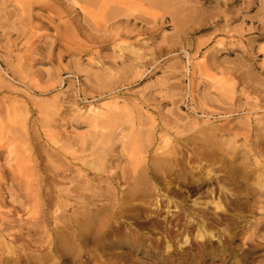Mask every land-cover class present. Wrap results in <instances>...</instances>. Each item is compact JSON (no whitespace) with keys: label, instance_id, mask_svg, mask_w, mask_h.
<instances>
[{"label":"rangeland","instance_id":"374dc122","mask_svg":"<svg viewBox=\"0 0 264 264\" xmlns=\"http://www.w3.org/2000/svg\"><path fill=\"white\" fill-rule=\"evenodd\" d=\"M205 149L232 165L196 164ZM171 153L187 176L203 166L240 182L225 185L238 196L226 213L208 207L213 239L185 234L175 213L164 228L152 210L139 216L149 226L137 251L80 248L86 199L116 209ZM262 171L264 0H0V264H264ZM189 186L173 181L178 201L211 202L215 184ZM249 188L260 200L251 213Z\"/></svg>","mask_w":264,"mask_h":264},{"label":"bare ground","instance_id":"6f19581e","mask_svg":"<svg viewBox=\"0 0 264 264\" xmlns=\"http://www.w3.org/2000/svg\"><path fill=\"white\" fill-rule=\"evenodd\" d=\"M120 1V0H119ZM127 1V0H126ZM147 1V0H146ZM150 1V0H149ZM153 1V0H151ZM139 2V1H138ZM185 2V1H184ZM85 3V2H84ZM107 3V2H105ZM142 3V2H141ZM149 3V2H148ZM182 3V2H181ZM112 4V3H111ZM129 5V4H128ZM142 5V4H141ZM180 5V3H179ZM85 6V5H84ZM126 6V5H125ZM109 7V5H108ZM111 7V6H110ZM182 7V6H181ZM102 8V7H101ZM107 8V7H106ZM178 8V7H177ZM175 9V11L177 10ZM180 8V7H179ZM178 8V9H179ZM79 9V8H78ZM105 9V8H104ZM137 9V8H136ZM141 9V8H140ZM91 10V9H89ZM93 10V9H92ZM123 10V9H122ZM134 10V9H133ZM142 10V9H141ZM183 10V9H182ZM120 11V10H119ZM130 11V10H129ZM137 11V10H136ZM145 11V10H144ZM89 12V11H88ZM87 12V14H89ZM133 12V11H132ZM181 12V10H180ZM98 13V12H97ZM107 13V12H106ZM136 13V12H134ZM175 13V12H174ZM100 14V13H99ZM132 14V13H131ZM91 15V14H90ZM120 15V14H119ZM176 15V14H175ZM181 15V14H180ZM94 16V15H93ZM96 16V15H95ZM184 16V15H183ZM147 17V16H146ZM178 17V16H177ZM92 18V17H91ZM124 18V17H123ZM181 18V17H180ZM191 18V17H189ZM95 19V18H94ZM115 19V18H114ZM118 20V19H117ZM131 20V19H130ZM182 20V19H181ZM100 21V20H99ZM98 21V22H99ZM128 21V20H127ZM184 21V20H183ZM94 22V21H93ZM115 22V21H114ZM113 22V23H114ZM181 22V21H179ZM97 23V22H96ZM123 23V22H122ZM178 23V22H177ZM116 24V23H115ZM119 25V24H118ZM96 26V25H95ZM109 26V25H108ZM133 26V25H132ZM181 26V25H180ZM115 27V26H114ZM134 27V26H133ZM132 27V28H133ZM123 29V28H122ZM125 29V28H124ZM15 30V29H14ZM114 30V29H113ZM118 30V29H117ZM128 30V29H127ZM185 30V29H184ZM17 31V30H16ZM106 32V31H105ZM125 32V31H124ZM107 33V32H106ZM113 33V31L111 32ZM109 35V33H108ZM113 35V34H112ZM111 35V37H112ZM119 35V34H118ZM107 37V35H106ZM262 37V36H261ZM109 38V37H108ZM115 38V37H114ZM113 39V38H112ZM103 42V41H102ZM113 42V41H112ZM188 43V42H187ZM105 44V43H104ZM126 45V44H125ZM208 52V51H207ZM137 54V53H135ZM6 59V57H5ZM4 59V60H5ZM143 59V58H142ZM151 59V58H150ZM144 60V59H143ZM77 61V60H76ZM140 63V62H139ZM135 64V63H134ZM140 66H143L138 64ZM75 66V65H74ZM122 70V69H121ZM129 70V69H128ZM10 71V70H9ZM137 72V71H136ZM138 73V72H137ZM188 74V73H187ZM110 75V74H109ZM112 77V76H111ZM189 80V79H188ZM3 82V81H2ZM10 82V81H9ZM4 84V83H3ZM219 85V84H218ZM229 85V84H228ZM7 86V85H5ZM9 87V86H8ZM14 90V89H13ZM16 92V91H15ZM13 94V93H12ZM28 96V95H27ZM26 96V97H27ZM34 103V102H33ZM55 103V102H54ZM132 104V103H131ZM24 107V106H23ZM22 107V108H23ZM32 107V106H31ZM26 108V107H24ZM60 109V108H59ZM17 113V110H15ZM41 112V111H40ZM28 113V112H27ZM14 113L12 114V116ZM26 115V114H24ZM98 114H95V116ZM29 116V115H26ZM42 116V115H41ZM101 116V115H100ZM23 117V116H22ZM24 118V117H23ZM28 117H26L27 119ZM4 120V119H3ZM26 122V120H25ZM26 124V123H25ZM43 124V123H42ZM27 125V124H26ZM25 125V126H26ZM45 125V124H44ZM26 129V128H25ZM206 131V130H205ZM209 133V132H208ZM217 134V133H216ZM102 136V135H101ZM198 136V135H197ZM196 137V136H195ZM200 137V136H199ZM28 139V138H27ZM99 139V138H98ZM117 141V140H116ZM216 142V141H214ZM191 143V142H190ZM211 143V142H210ZM195 144V142H193ZM94 145H96L94 143ZM192 145V143H191ZM196 145V144H195ZM219 144L215 145L217 149ZM194 146V145H193ZM211 146L212 143H211ZM214 146V147H215ZM203 147V146H202ZM38 148V147H37ZM157 150V148H156ZM222 153V150H218ZM218 151L212 150H197L195 152V158H197V163L200 165L202 162H206L208 166H216V164H221L223 166V170H226L231 163L227 162L224 157L219 156L220 153ZM6 152V151H5ZM146 153V152H145ZM157 154V153H156ZM176 155V153H175ZM172 153L170 157L167 155L165 159H158L154 163L152 167L146 168L145 171L137 177L131 180V185L129 186L130 190L125 194L124 197L120 201L119 207L116 209L112 204H100L102 201L100 200L101 196L97 194H93L89 196L86 200L89 201L86 205V215L84 220L81 219V224L79 225V230L75 233L74 238L78 242V245L83 246L86 245L88 242H95L99 243V246L107 245L111 246L113 249H122L123 246H127L128 250H138L141 247V243L143 242V237L141 231L148 228L149 222H143L139 219V216L143 214L145 211H154V217L157 219L158 215L164 212L166 215L163 218L164 220V228L170 223L168 217H174L178 215L179 217L185 219L183 223L184 226V233L188 234L190 231L189 229L195 230L197 235L196 239L203 240L206 238H212L213 234L208 230V228L212 227L214 221H208V214L210 205L213 206L216 212L218 213H226L225 204H227V200L230 198L238 199L236 193H231L228 189L225 188L227 181L239 184V180L236 181L234 177L230 180H227L222 175H213L210 171L204 173L202 171L201 166H196L194 171H190V175L187 176L186 167H188L187 161H183V159L178 160L177 157ZM225 156V155H224ZM192 157H194L192 155ZM181 158V157H180ZM230 158V157H229ZM232 158V157H231ZM227 159V156H226ZM189 160V159H188ZM194 160V159H193ZM191 161V160H189ZM229 161V160H228ZM146 162V161H145ZM232 162V161H231ZM43 164V163H42ZM234 164V163H233ZM256 164V163H255ZM3 165V164H2ZM195 165V164H194ZM193 165V166H194ZM226 165V167H225ZM13 166V165H12ZM191 166V165H190ZM192 166V167H193ZM218 166V165H217ZM246 166V165H245ZM6 167V165H5ZM191 167V168H192ZM259 167V166H258ZM211 168V167H210ZM222 169V167L220 168ZM219 169V170H220ZM208 170V168H207ZM49 171V170H48ZM188 171V169H187ZM218 171V170H217ZM222 171V170H221ZM220 171V173H221ZM246 171V170H245ZM201 172L206 174L204 177L201 175ZM264 172V171H262ZM174 176V179L169 178V175ZM223 173V172H222ZM221 173V174H222ZM226 173V171H225ZM203 174V175H204ZM9 175V174H8ZM2 176V175H1ZM0 176V177H1ZM40 176V175H39ZM52 176V175H51ZM121 176V175H120ZM172 176V177H173ZM10 177V176H9ZM249 177L248 173H244L241 177V182L244 183L245 187H249L247 178ZM264 177V175H262ZM41 178V177H40ZM122 178V177H121ZM37 179V178H36ZM1 180V179H0ZM11 180V179H10ZM113 180V179H112ZM119 180V179H118ZM249 180V179H248ZM174 182H182V184H186L191 186L192 194L199 193V190L205 187H212L214 184V188L209 190V195L211 198V202L206 203V205H202V208L199 203L193 201L192 208L187 207L183 204L181 198L179 197L182 194V191L178 188H171V185ZM10 182V181H9ZM52 182V181H51ZM119 182V181H118ZM125 182V179H124ZM11 183V182H10ZM54 183V182H53ZM94 183V182H93ZM110 183V182H109ZM108 185V184H107ZM189 186V188H190ZM215 187L218 189L215 191ZM240 187V186H239ZM258 187V186H257ZM262 188V186H261ZM42 189V188H41ZM110 189V188H109ZM190 189V190H191ZM236 189V188H235ZM250 189V192L246 194L245 203L249 205V213L253 212L255 205L257 204L255 197L259 194L254 190ZM89 190V189H88ZM108 190V189H107ZM233 190V189H232ZM21 191V190H20ZM243 191V190H242ZM188 190V193H190ZM217 192V193H216ZM244 193V192H243ZM21 194V193H20ZM229 196V197H228ZM45 197V196H44ZM228 197V199H227ZM86 198V197H85ZM178 198H180L178 201ZM185 198H188L185 197ZM48 200V199H47ZM116 201V202H118ZM206 201V200H205ZM230 201H232L230 199ZM229 201V202H230ZM3 202V201H2ZM238 202V201H236ZM153 203V207L151 204ZM192 203V202H191ZM232 203V202H230ZM242 203V202H241ZM244 203V202H243ZM50 204V203H49ZM115 204V203H114ZM205 204V203H204ZM229 204V203H228ZM13 205V204H12ZM16 205V204H15ZM18 206V205H16ZM204 206V207H203ZM257 207V206H256ZM212 210V209H211ZM1 211V210H0ZM8 212V211H7ZM260 212V211H259ZM11 213V212H10ZM243 213V212H242ZM91 214V215H89ZM253 214V213H252ZM211 213L209 214V216ZM243 215V214H242ZM248 215V214H247ZM5 215L1 214V218ZM80 216V215H79ZM135 217V223H128L125 218L126 217ZM218 216V215H217ZM241 216V215H240ZM251 216V215H249ZM254 216V215H253ZM6 218V216H5ZM212 218V217H211ZM7 219V218H6ZM9 219V218H8ZM74 219V217H73ZM239 219V218H238ZM12 220V219H11ZM18 220V219H17ZM72 220V219H70ZM3 221V220H2ZM1 221L3 227L7 228V223L4 224ZM19 221V220H18ZM17 221V222H18ZM240 221V220H238ZM20 222V221H19ZM61 223V222H60ZM80 223V222H78ZM212 223V224H211ZM215 223V222H214ZM9 224V223H8ZM65 224V222H64ZM10 225V224H9ZM75 225V224H74ZM135 225V226H134ZM151 225V224H150ZM255 225V224H254ZM11 226V225H10ZM15 226V225H14ZM71 226V225H69ZM233 226H237V221ZM2 227V228H3ZM255 227H257L255 225ZM213 228V227H212ZM264 228V227H262ZM258 229V228H257ZM256 229V230H257ZM3 230V229H2ZM260 230V229H259ZM1 231V230H0ZM10 231V230H9ZM8 231H6L7 233ZM13 237V236H11ZM9 238V237H8ZM213 239V238H212ZM10 240V239H9ZM69 242L63 241L62 247L70 248ZM80 246V248H81ZM138 246H140L138 248ZM7 247V246H6ZM73 248V247H71ZM2 250V249H1ZM72 250V249H71Z\"/></svg>","mask_w":264,"mask_h":264}]
</instances>
